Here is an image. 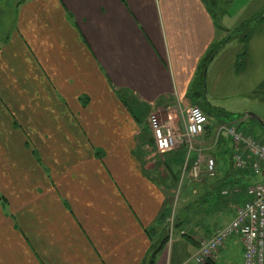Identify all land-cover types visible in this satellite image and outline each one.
I'll use <instances>...</instances> for the list:
<instances>
[{"label":"crops","instance_id":"obj_1","mask_svg":"<svg viewBox=\"0 0 264 264\" xmlns=\"http://www.w3.org/2000/svg\"><path fill=\"white\" fill-rule=\"evenodd\" d=\"M14 15L0 40V264H144L155 246V264H198L200 243L262 180L234 167L229 137L212 144V118L193 151L155 147L152 116L184 131L202 101L212 11L203 0H22ZM200 151L215 178L185 171ZM243 259L233 237L205 264Z\"/></svg>","mask_w":264,"mask_h":264},{"label":"rangeland","instance_id":"obj_2","mask_svg":"<svg viewBox=\"0 0 264 264\" xmlns=\"http://www.w3.org/2000/svg\"><path fill=\"white\" fill-rule=\"evenodd\" d=\"M20 1L0 0V40L10 32ZM214 1L216 4H208V7L214 14L219 37L209 52L219 47L220 42L227 44L208 66L202 101L193 105L210 106L212 124L216 127L243 122L241 129L264 143V130L249 117L254 115L264 122V0ZM222 29L225 36L220 35ZM196 145L194 142V149ZM162 158L165 160V156ZM192 165L187 163L186 172ZM3 203L5 206L6 202Z\"/></svg>","mask_w":264,"mask_h":264},{"label":"built area","instance_id":"obj_3","mask_svg":"<svg viewBox=\"0 0 264 264\" xmlns=\"http://www.w3.org/2000/svg\"><path fill=\"white\" fill-rule=\"evenodd\" d=\"M208 123V117L198 106L187 110L184 131L178 125L164 123L158 116H152L150 128L156 150L166 154L185 145L194 150L193 143L206 133ZM242 123L221 125L212 144L217 145L223 136L229 137L234 146V167L237 170L248 169L256 179L262 180L248 188L247 200L237 209L234 220L217 230L212 238L200 243L193 257L198 264H205L213 258L233 237L240 238L244 246L243 264H264V143L244 132ZM202 164H205L206 174L215 178L216 160L206 157L203 151L199 152L189 169L192 178L196 181L201 178Z\"/></svg>","mask_w":264,"mask_h":264},{"label":"trees","instance_id":"obj_4","mask_svg":"<svg viewBox=\"0 0 264 264\" xmlns=\"http://www.w3.org/2000/svg\"><path fill=\"white\" fill-rule=\"evenodd\" d=\"M203 1L205 2V4L207 6H209L208 4H211L213 6L216 4V2L214 0H203ZM219 48H220V46L216 47V48H213L210 52H208V54L206 55L204 61L202 62L203 64L200 67V77H199V79L197 80V83H196V88L197 87H199V88H198V90L195 89L194 97H198V98H201V99L203 98V95L205 94V92H204V87H205L204 74H205V72L204 71H205L208 63L211 61V59L213 58V56L215 55V53L217 52V50ZM119 96H120V98L123 99V94H119ZM199 107L203 110V112L206 114L208 119L212 118V112L210 110V106H208L206 104V106L199 105ZM231 123H234V122H231ZM189 163H191V162L189 161ZM160 249L161 248L156 247V246L153 247L151 249V252L148 255L146 261L144 262V264H155L156 257L159 254Z\"/></svg>","mask_w":264,"mask_h":264},{"label":"water","instance_id":"obj_5","mask_svg":"<svg viewBox=\"0 0 264 264\" xmlns=\"http://www.w3.org/2000/svg\"><path fill=\"white\" fill-rule=\"evenodd\" d=\"M231 38H229L228 40H230ZM222 47H220L218 50H217V52H219L220 51V49H221ZM216 52V53H217ZM215 53V54H216ZM218 54V53H217ZM216 54V55H217ZM215 56V55H214ZM214 56H213V58H214ZM212 58V59H213ZM211 59V60H212ZM210 63H211V61L208 63V65H207V67H206V69H205V85L207 84L206 83V81H207V73H208V66L210 65ZM249 117L252 119V120H254V121H256L257 123H258V125L264 130V122L260 119V118H258L257 116H254V115H249Z\"/></svg>","mask_w":264,"mask_h":264}]
</instances>
